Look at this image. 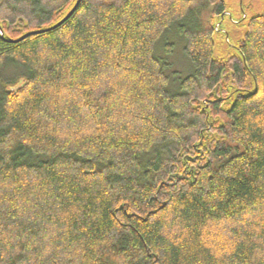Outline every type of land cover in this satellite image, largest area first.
<instances>
[{
    "label": "trees",
    "instance_id": "obj_1",
    "mask_svg": "<svg viewBox=\"0 0 264 264\" xmlns=\"http://www.w3.org/2000/svg\"><path fill=\"white\" fill-rule=\"evenodd\" d=\"M77 1L0 0V85L26 70L0 95V264H264V12L218 59L224 0H82L54 28Z\"/></svg>",
    "mask_w": 264,
    "mask_h": 264
},
{
    "label": "rangeland",
    "instance_id": "obj_2",
    "mask_svg": "<svg viewBox=\"0 0 264 264\" xmlns=\"http://www.w3.org/2000/svg\"><path fill=\"white\" fill-rule=\"evenodd\" d=\"M227 13L224 21H217L223 32L215 33V53L218 59L229 54H236V46L243 38L251 18L264 12V0H224ZM236 22V23H235ZM229 39V43L226 41ZM185 43L176 30L170 31L158 44L156 56L162 58L167 65L166 74L170 78V90H177L180 80L193 75L194 66L184 52ZM26 70L8 61L2 70L3 84L0 85V95L12 82L22 85Z\"/></svg>",
    "mask_w": 264,
    "mask_h": 264
},
{
    "label": "water",
    "instance_id": "obj_3",
    "mask_svg": "<svg viewBox=\"0 0 264 264\" xmlns=\"http://www.w3.org/2000/svg\"><path fill=\"white\" fill-rule=\"evenodd\" d=\"M81 1H82V0H78L77 3H76V5L73 7V9H72V10L66 15V17H65V18H64V19H63L58 25H56L54 28L59 27V26L63 25L65 22H67V21L71 18V16L74 15V13L77 11V9H78V7H79ZM224 16H230V15L227 13V10H226V13L224 14ZM251 19H252V18H251ZM251 19H250V20H251ZM249 22H250V21H249ZM235 23H236V22H235ZM248 24H249V23H248ZM216 27H217V24L215 25V31H216V33H217L218 31H217ZM247 27H248V26H247ZM54 28H53V29H54ZM48 30H51V29L41 30V31H37V32H32V33L26 35L25 37H28V36H31V35H36V34H39V33H44V32H46V31H48ZM25 37H23V38H25ZM23 38H21V39H19V40H22ZM226 41L229 43V39H228V38H226Z\"/></svg>",
    "mask_w": 264,
    "mask_h": 264
},
{
    "label": "flooded vegetation",
    "instance_id": "obj_4",
    "mask_svg": "<svg viewBox=\"0 0 264 264\" xmlns=\"http://www.w3.org/2000/svg\"><path fill=\"white\" fill-rule=\"evenodd\" d=\"M220 19H221V21H222V20L224 21V16H223L222 18H220ZM223 21H222V22H223ZM217 25H218V23H217ZM216 29H217L218 32H223L221 26H219L218 28L216 27Z\"/></svg>",
    "mask_w": 264,
    "mask_h": 264
}]
</instances>
